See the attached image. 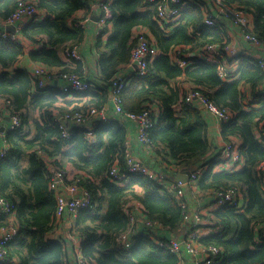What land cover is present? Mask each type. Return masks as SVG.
I'll return each mask as SVG.
<instances>
[{"label":"trees","instance_id":"trees-1","mask_svg":"<svg viewBox=\"0 0 264 264\" xmlns=\"http://www.w3.org/2000/svg\"><path fill=\"white\" fill-rule=\"evenodd\" d=\"M29 2H34L44 18L30 21L19 32L23 42L39 46L27 53L28 58L46 67L53 82L43 80L39 87L34 77L17 70L10 77L8 70L23 55L22 46L0 40L3 70L0 105L4 106L6 116L16 114L21 119L17 131H5L9 150L6 158L0 159V197L14 206L18 230L17 237L6 249L5 262L0 264H68L64 243L46 239L53 227L56 203L48 189L50 175L42 156L58 155L86 176L84 184L96 205L92 211H80L75 219L79 250L88 263L181 264L182 252L177 256L161 250L146 236H138L129 251H124L118 243L130 225L128 213L135 214V224L137 216L144 217L141 221L156 223L168 232L175 231L183 217L178 199L159 179L134 175L127 185L120 187L107 177L115 164L121 172L125 170L127 133L123 121L97 123L91 133L93 143L83 134V129L77 128L70 130L69 139L62 140L54 123L34 122L31 138L23 132L28 113L43 112L42 116L48 117L52 113L50 109L57 107L61 100L67 105L61 112L63 116L82 114L85 117L91 109H104L105 102H110L112 83L118 79L119 68L130 62L135 43L131 35L135 28L151 33L159 56L148 65L145 76L133 74L127 81L128 86L121 92L123 114H139L150 105L156 106L159 117L146 131L151 149L160 154L163 150L159 147L163 145L171 161L185 168L199 169L207 165L195 185L201 191L213 193L233 187L241 190V208L222 206L211 211L214 222L211 227L216 232L199 239L202 246L212 245L223 251L216 264H264V70L261 61L246 53L234 60L228 59L238 63V76L227 82L218 78L215 64L204 60L196 59L189 68L181 70L169 59L173 49L199 52L209 44L228 43L223 40L220 27L204 25V10L189 0H181L186 4L182 15L176 28L166 35L157 25L155 9L145 0H113L109 7L113 33L97 45L99 79L90 76L84 79L82 62H63L57 49L66 44L73 48L82 41L83 31L69 25V21L77 12L89 11V0H0V21L8 20L19 4ZM222 4L228 15L238 9L250 16L252 26L248 33L258 41L256 48H264V0H222ZM145 6L149 9L140 12ZM69 73L80 76L97 89L96 93H90L91 99L71 109L73 102L67 100L71 95L60 93L65 85L62 76ZM180 79L199 90L217 108L231 113L230 121L221 125L220 137L225 142L239 140L238 150L244 162L240 170L213 173L214 163L205 160L209 151L206 125L201 111L181 104ZM244 88L248 91L244 92ZM58 108L60 111L62 107ZM21 160L26 161L23 167ZM126 203H129L127 215L123 210ZM133 204L139 207L135 209ZM8 224L0 218V227ZM256 226L261 227L257 232Z\"/></svg>","mask_w":264,"mask_h":264},{"label":"built area","instance_id":"built-area-1","mask_svg":"<svg viewBox=\"0 0 264 264\" xmlns=\"http://www.w3.org/2000/svg\"><path fill=\"white\" fill-rule=\"evenodd\" d=\"M215 7L218 9V16L205 17L204 25L206 27H220L223 28L224 22H230L234 27L239 29L242 38L250 45L256 47L258 41L250 35L251 18L245 14L242 10L233 9L227 14L226 9L223 8L222 0H211ZM113 0H89L90 8L97 12L96 27L97 33L100 34L103 31L110 32L109 28L113 22V15L110 10V5ZM183 3L181 0H164L163 3L157 9V19L166 20L170 24H175L182 15ZM40 11L36 9L34 2L19 4L16 11L11 17L3 21L1 24L3 28H0V40L20 45L24 43L20 28H15L13 25L17 21H32L37 18ZM85 19V21H87ZM222 20V21H221ZM82 24H80V27ZM6 27H13V33L6 30ZM74 27H78L75 25ZM134 48L130 56V65L134 67V74L139 77L146 75L150 60L156 57L158 49L153 45L144 29L138 28V32L134 38ZM198 59L210 62L216 65L217 76L221 81L234 80V73L225 64V59L234 60L237 56L234 47L228 43L222 44H209L201 49ZM60 55L65 61L78 60L75 49L65 47L60 52ZM171 60L173 64L181 70L187 69L192 65V61L189 60L187 53L173 49L171 52ZM264 70V61L260 63ZM3 70L0 68V76ZM50 71L44 67L39 66L34 69L32 77L38 81V86L43 85V80H48L52 84L53 78L49 76ZM65 85L60 89L61 95H71L73 93H96V87L92 86L85 80L74 73L64 74L62 76ZM57 83L55 80L54 83ZM50 84V85H51ZM127 81L123 78H118L112 83V91L110 93V103L114 112L136 124L137 126V142L145 151H151V142L146 133L147 129L151 128L155 123V115L153 114V107H149L139 114H123L121 110V92L127 86ZM181 104L188 107H203L208 113L213 114L221 124H225L230 121L232 115L227 110H221L217 108L209 99L206 98L199 90L194 87H188L181 96ZM196 104V105H194ZM9 122L6 123L5 131H17L21 127V119L16 114L7 116ZM105 109H91L84 117L82 114L64 115L61 117L58 130L61 132L62 140H67L70 137L69 126L85 129L86 125L90 122H102L107 121ZM3 123L0 122V127ZM67 126V127H66ZM4 131V133H5ZM4 133L0 136L3 140L4 148L0 152V159H4L7 156L9 147L6 145L4 139ZM218 168L222 171H234L237 168H241L244 164L241 155L239 154L238 145L229 140L225 142L219 155ZM125 170L121 172L118 165H113L108 171L107 177L120 187L127 185L131 176L141 175L149 179H159L163 182V178L156 177L146 166L141 164L132 158V156L126 151L124 156ZM201 173V170L196 169L189 175L188 182L184 185L173 179L170 183L172 185L168 188L173 192L174 196L179 201V206L182 210V223L188 222L192 219L191 227L185 232L184 239L179 242L175 239H161L155 238L156 232L160 226L152 222L140 221L136 232L133 231V222L135 214L128 213L127 206L124 207V211L129 220L128 229L120 236L118 243L124 251L131 250L135 239L140 236L148 237L152 243L159 249L168 251L171 254L179 255L182 251L193 258L192 264H216L220 261L223 251L212 246H202L199 243V239L203 237L201 227L208 225L209 220L202 215L195 213L190 216L187 212V206L183 199V189L186 186L189 189H193L196 185V181ZM264 180V170L262 173ZM85 175L78 173L75 175L67 174L64 169H57L49 179V190L55 193L56 210L53 217V225L56 227L52 232L46 236V239L55 240L59 238V229L62 222H65L69 229V236H74V248L72 252V261L74 264H89L88 261L83 258L80 252L77 251L75 243L79 238L75 235V219L80 211L95 209L96 205L92 198L89 189L84 184ZM214 197V203L212 208L217 209L222 206L232 207L239 209L242 206V192L237 187L221 189L212 193ZM14 215V206L6 199L0 197V218H9ZM261 227H254V231L257 232ZM18 230L15 224H8L0 227V262L6 260V249L17 237Z\"/></svg>","mask_w":264,"mask_h":264},{"label":"crops","instance_id":"crops-1","mask_svg":"<svg viewBox=\"0 0 264 264\" xmlns=\"http://www.w3.org/2000/svg\"><path fill=\"white\" fill-rule=\"evenodd\" d=\"M163 1L164 0H145V2L147 4L152 5V8L155 9L156 21H157V25L159 26V28L166 35H169L171 33V31L174 28H176L178 22H176L175 24H170L166 20L157 19V9L163 3ZM189 2L199 5V7L204 10V14H205L204 18L205 17L215 18L218 16V19H220L219 15H218V9L215 7V5L213 4V2L211 0H200V1L189 0ZM211 4L214 7L213 6L211 7ZM185 5L186 4L183 2L182 10L184 9ZM148 9L149 8L145 6V7L140 9V12H145ZM96 16H97V12L90 8L89 11L77 12L74 15L73 19L71 20V22L69 21V25H73V26L77 25L79 27V29H81L83 31L82 41L79 44L75 45L73 48L75 49L77 56H78L77 61H81L83 64L81 74H82L84 79L88 78L89 76H90V78L94 77L95 79H99L98 78L100 76V71H99V67H98L99 51L97 49V45H98L99 41L104 42L107 39V37L110 36L111 33H113V22H112V25L109 27L111 29L110 32L105 31V32L98 34L97 33V27H96ZM43 18H44V16L42 15V13L41 14L39 13V15L37 16L35 21H41ZM87 18H88V20L85 21V19H87ZM29 22L30 21H26L23 19L22 21H17L13 25V27L20 28L24 25H27ZM1 23L2 22L0 21V28H3ZM80 24H82L81 27H80ZM251 26L252 25L250 23V27ZM13 27H6V30L10 31L13 29ZM221 30H222V34H223V36H222L223 40L225 42H228V44L231 45L232 47H234L237 55L242 54V53H246L248 55L251 54L252 58H257L260 61H264V48H261V47L256 48L255 46L250 45L248 42H246L242 38L239 29L234 27L230 22H224L223 28H221ZM145 31L147 33V36H148L150 42L153 45H155L156 48L158 49L157 44L154 41L151 33H149L147 30H145ZM137 32H138V28H135L132 32V35H131L132 40H134ZM67 46H70V45L66 44L65 46L59 47L57 49V52H58L59 58L63 62L70 64L71 60L67 62L60 55V52L62 51V49H64ZM38 48H39L38 45L31 44L29 42H24L22 44L23 55L15 62L13 68L8 70L9 76L12 77L14 71H16V70L18 72H22V73H25V74L32 76V73H33L35 68H37L39 66H43L40 63L33 62L28 58L27 53L30 51L37 50ZM200 51H202V50H200ZM200 51L197 52V50L186 49V53L188 55L189 60L194 63V61L196 59H198ZM158 56H159V49H158V53H157L156 57H154L150 60L149 65H151V63ZM169 59L171 60V54L169 55ZM227 60L228 59H225V61H226L225 64L227 65V67H229L230 70L233 71L234 79H236L238 76V72H237L238 63L235 61L229 62ZM133 74H134V67L132 65H130V63H128L127 65L119 68L117 76H118V78H123L129 82V80H131V75H133ZM179 82H180L179 86L185 85V89L183 90V93L188 87H191L189 85V83H187L186 81L184 82L183 79H180ZM55 85L57 86V83ZM127 86H128V84H127ZM262 90H264V84L262 86ZM243 91L246 92V91H248V89L244 88ZM84 95H86V96H84ZM58 98L60 99L62 97H58ZM91 98H92V95H90V93H73V94H71V96H69L67 98V100H70L73 102V104H71L69 109L73 108L74 105L81 106L83 103H85L86 101H88ZM194 105H196V104H194ZM56 106L57 107L54 106L53 108L50 109L52 113H49L48 117L42 116L43 112H37L36 111L35 113H28L27 125L25 124L23 126V132L27 135L28 138H31L34 134V126H33L34 122H38L40 125H42L45 122H47V124L48 123H50V124L54 123L56 126L59 124V121H60L61 117L63 116L62 115L63 113H61V112L65 111L64 107H66L67 105L66 104L63 105V101L61 100V101H59V103L56 104ZM150 106L153 107V109H154L153 114L155 115V121H156V119L159 117L160 113L157 110L156 106H154V105L153 106L150 105ZM0 107H1L0 118H2L1 123H6L5 119L8 118L6 116V113H5L6 110H5L3 105H0ZM58 107H62L60 109V111L58 110L59 109ZM103 107L106 110L107 121H109V120H115V121H120V122L123 121L124 127L126 129V133H127L126 142H125L126 151L132 156L133 159H135L136 161H138L141 164H143L144 166H146L152 173H154L156 175V177L163 178L164 179L163 184L166 187L169 186V188H170L172 186V185H170L171 184L170 182L173 179L176 180V176L178 174L182 173L186 168L182 167L180 165H177L176 162L171 161L170 157L167 154L168 149L165 148L163 145L159 147L160 150H163L160 152V154L155 152L153 149L149 152L145 151L140 146V144L137 142V126H136V124H134L133 122H131L129 120L124 119L123 117H121L119 115H117L114 112V110L112 109L110 102L108 103L106 101L105 104L103 105ZM192 108H195V109H198L199 111H201L200 116L202 118V121L206 125L205 127H206V135H207V139H208L207 141L209 143V151L207 154V159H205V160H206V162L214 163L213 173L220 172L222 170L219 169L217 165L220 161L219 160L220 151L225 144V141H223L220 137V128H221L222 124L219 122V120L213 114L208 113L206 110H204V108L201 109V107H196V106L192 107ZM24 114H27V113H24ZM42 120H45V121H42ZM102 122H106V121H102ZM97 123H99V122L88 123L85 127V129L87 130V133L86 132L83 133L85 136L89 137V139L92 141V143L94 142V139L91 136V133H92L93 128L96 126ZM68 126H69V130L74 128L71 125H68ZM24 128L27 130L26 132L24 131ZM77 129H79V128H77ZM231 140L233 142H235L237 145L240 144L238 139L234 138ZM3 148H4L3 140L0 136V152L3 150ZM42 159L46 164L45 165L46 171L50 175V178H51L52 174L54 173V171H56L57 169H64L67 172V174H70V175H75V174L80 173V172L76 171L70 163L63 161V157L61 155H58L56 157H49V158L42 156ZM20 165L22 167L25 166L26 161L21 160ZM206 167H207V165H205L202 168H199V170H201V171L205 170ZM240 169L241 168H237L234 171H238ZM48 189H49V187H48ZM183 191H184V193H183V199L182 200L185 202V204L187 206L188 214L190 216H192L195 213H198V214L202 215L203 217H206L209 220L208 225L201 227L203 237L211 235L214 232H216V229L211 227L212 225H214L213 216L210 215V212L214 210L212 208L213 203H214V197H213L212 193L207 192V191H201V190L197 189L196 186L193 189H189L186 186H184ZM52 193H53L54 198H55V193L54 192H52ZM132 206L135 209L139 207L138 204H133ZM139 213H141V212H139ZM136 214H138V213H136ZM2 219L5 220L6 223L16 224L14 215H12L11 217H9L7 219H5V218H2ZM143 219H144V217H140V219H139L137 216V219H136L137 222H136V224H134L135 227H133L134 232H136V228H137L139 222ZM192 222H193V220L190 219L186 223H181V225L175 231H172V232H168L165 229L160 227L158 229V231L156 232L155 238L175 239L176 241L181 242L184 239L185 232L191 227ZM55 228L56 227L53 226L51 229V232ZM76 238H79L78 235H76ZM73 239H74V236H69L68 226L66 225L65 222H62L60 225V229H59V238L52 240V241H58L60 243H64L63 246L66 250L67 259L69 260L68 264H74L72 261V252L75 251ZM79 241H80V239H78L75 243V247H76L78 252H80ZM180 257H181V264H192L193 263V258L191 256L187 255L186 253H184L183 251H182V254H180Z\"/></svg>","mask_w":264,"mask_h":264},{"label":"water","instance_id":"water-1","mask_svg":"<svg viewBox=\"0 0 264 264\" xmlns=\"http://www.w3.org/2000/svg\"><path fill=\"white\" fill-rule=\"evenodd\" d=\"M8 31V30H7ZM10 33H13V29L8 31ZM56 84V83H55ZM203 109V107H201ZM6 123L9 122V118L5 119ZM6 123H3L0 127V133L3 134L5 131ZM196 170L195 166L186 168L182 173L178 174L176 176V181L180 182L181 184H186L188 182L189 175Z\"/></svg>","mask_w":264,"mask_h":264},{"label":"rangeland","instance_id":"rangeland-1","mask_svg":"<svg viewBox=\"0 0 264 264\" xmlns=\"http://www.w3.org/2000/svg\"><path fill=\"white\" fill-rule=\"evenodd\" d=\"M71 49H74V48H71ZM180 88H181V90H182V92H183V90L185 89V85H183V86L181 85ZM24 131L26 132L27 130L24 128ZM128 205H129V204L126 203L124 207H126V206H128Z\"/></svg>","mask_w":264,"mask_h":264}]
</instances>
